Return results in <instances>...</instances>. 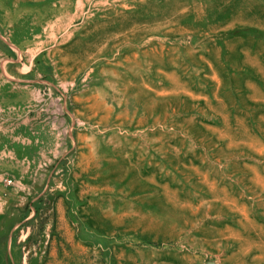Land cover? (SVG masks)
Returning <instances> with one entry per match:
<instances>
[{
	"label": "rangeland",
	"instance_id": "1",
	"mask_svg": "<svg viewBox=\"0 0 264 264\" xmlns=\"http://www.w3.org/2000/svg\"><path fill=\"white\" fill-rule=\"evenodd\" d=\"M21 123L0 264H264V0H0Z\"/></svg>",
	"mask_w": 264,
	"mask_h": 264
},
{
	"label": "crops",
	"instance_id": "2",
	"mask_svg": "<svg viewBox=\"0 0 264 264\" xmlns=\"http://www.w3.org/2000/svg\"><path fill=\"white\" fill-rule=\"evenodd\" d=\"M28 128L29 127L23 123L0 125V155L6 154L7 149L10 146H14L17 156H22L23 154L20 151V148H23L22 140L24 138V132L26 133Z\"/></svg>",
	"mask_w": 264,
	"mask_h": 264
},
{
	"label": "built area",
	"instance_id": "3",
	"mask_svg": "<svg viewBox=\"0 0 264 264\" xmlns=\"http://www.w3.org/2000/svg\"><path fill=\"white\" fill-rule=\"evenodd\" d=\"M8 182H9V183H12V180L10 179V180H8Z\"/></svg>",
	"mask_w": 264,
	"mask_h": 264
}]
</instances>
